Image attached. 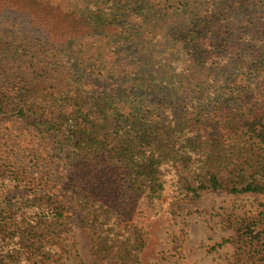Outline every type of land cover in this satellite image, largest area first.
Masks as SVG:
<instances>
[{"label":"trees","instance_id":"1","mask_svg":"<svg viewBox=\"0 0 264 264\" xmlns=\"http://www.w3.org/2000/svg\"><path fill=\"white\" fill-rule=\"evenodd\" d=\"M261 2L0 0V118L40 136L108 246L135 245L164 197L264 196ZM47 198L0 168V264L60 255ZM238 226L231 264H264V212Z\"/></svg>","mask_w":264,"mask_h":264},{"label":"rangeland","instance_id":"2","mask_svg":"<svg viewBox=\"0 0 264 264\" xmlns=\"http://www.w3.org/2000/svg\"><path fill=\"white\" fill-rule=\"evenodd\" d=\"M261 1L264 10V0ZM108 59L111 58L106 56L103 63ZM102 80L110 82L112 78ZM262 82L246 92L249 99H253ZM0 168L18 174L35 190L51 198V202L64 208L69 220L67 227L62 232L56 229L57 233L53 228L50 230L53 241L61 238L62 245L60 255L55 256L52 264H231L238 257L235 244L238 225L242 219H254L264 212V196L219 191L206 193L180 206L164 197V208L169 212L156 221L144 216L141 222L146 227H139L143 231H137L138 242L119 249L108 246L103 240L105 234L91 226L88 211L74 200L69 189V177L63 164L32 127L0 118ZM219 243L223 245L218 246ZM106 249L113 255L119 249L116 262L113 263L108 253L103 257Z\"/></svg>","mask_w":264,"mask_h":264}]
</instances>
